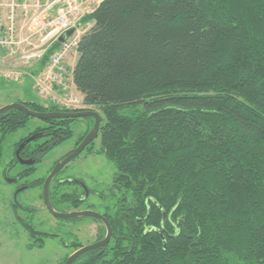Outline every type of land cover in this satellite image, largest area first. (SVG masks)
Masks as SVG:
<instances>
[{
    "label": "trees",
    "instance_id": "1",
    "mask_svg": "<svg viewBox=\"0 0 264 264\" xmlns=\"http://www.w3.org/2000/svg\"><path fill=\"white\" fill-rule=\"evenodd\" d=\"M79 24L91 27L79 37L72 80L83 104L103 115L99 152L115 172L114 204L102 214L110 241L72 264H264V0H102ZM60 45L47 47L33 73ZM17 103L40 113L93 111ZM85 118L76 147L93 127ZM30 119L0 114V142ZM76 119L41 120L20 152L33 161L21 164L20 178L72 137ZM54 191V210H78L87 199ZM13 208L29 249L56 237ZM82 218L102 223L61 220Z\"/></svg>",
    "mask_w": 264,
    "mask_h": 264
},
{
    "label": "rangeland",
    "instance_id": "2",
    "mask_svg": "<svg viewBox=\"0 0 264 264\" xmlns=\"http://www.w3.org/2000/svg\"><path fill=\"white\" fill-rule=\"evenodd\" d=\"M21 0H0V2ZM55 1L56 4L52 11L46 16L52 17L56 9L70 4L74 13L72 17L76 21L77 27L72 29V34L68 37H80L85 33L91 24L81 25L80 19L91 13L102 0H42V3ZM32 17V16H31ZM18 12L19 25L22 27L19 39L24 47L28 42L25 38L28 36L29 27L35 25L37 29L41 23V17L36 23L30 20H22ZM30 30H34L30 28ZM36 49L39 50L52 42L48 40L43 45L37 39L30 38ZM30 45V44H29ZM33 47V45H31ZM30 48V46H29ZM42 50V49H41ZM75 53V54H74ZM76 52L72 49L66 57L68 68L74 63ZM32 73L35 67H29ZM28 68V69H29ZM27 69V71H28ZM19 100H33L40 103H47L33 89L32 80L24 76L19 82H0V108ZM48 104V103H47ZM91 108L98 112L95 107ZM103 117L102 113H99ZM44 122L38 119H30L24 129L6 137L4 142H0V264H58L65 257L73 253L72 248L62 245H71L80 243L82 246L94 244L100 240L105 232L102 223L95 222L89 218H82L81 221H63L55 218L46 208L43 200V184L56 163L60 162L66 155L76 148L77 140L90 127V120L87 118H78L71 122L72 137L64 141L59 146L50 151L40 163H37L36 171L33 175L26 178V185L35 183L33 187L18 190L16 174L21 171L20 163L11 167L9 163L13 160V144L20 137L28 135L35 127L43 126ZM92 151L84 150L78 157L71 160L52 180L51 191L55 190V196L70 193H85L86 201L78 210H74L70 204L61 203L55 206V210L60 213H72L76 211L90 210L98 214H103L106 208H112L114 200L110 196L109 188L112 183V176L115 172L113 163L109 162L103 154L99 152L100 138L93 140ZM74 181L77 184H66L63 182ZM62 182V185L53 189L54 185ZM15 183V184H14ZM82 189V190H81ZM16 206L17 214L22 219L28 217L36 231L52 234L56 237H48L42 248H28L29 238L25 230L17 222L13 206Z\"/></svg>",
    "mask_w": 264,
    "mask_h": 264
},
{
    "label": "built area",
    "instance_id": "3",
    "mask_svg": "<svg viewBox=\"0 0 264 264\" xmlns=\"http://www.w3.org/2000/svg\"><path fill=\"white\" fill-rule=\"evenodd\" d=\"M55 4V1L43 4L42 0L0 2V82H19L26 75L32 80L33 89L48 104L66 111L83 109L82 96L76 90L71 68H68L65 62L70 50L76 51L78 37L66 38L37 73L29 71V67L36 68L51 43L59 40L65 32L77 27L72 17L74 9L69 3L57 8L52 17L46 16L53 10ZM18 12L23 17L22 20L31 18L33 23L41 17L37 29L35 28L37 23L28 28L30 32L24 41L28 44L24 47L19 39L22 27L19 25ZM30 28L34 30L31 31ZM30 38L37 39L41 45L48 40L52 42L41 48L42 50H37Z\"/></svg>",
    "mask_w": 264,
    "mask_h": 264
},
{
    "label": "water",
    "instance_id": "4",
    "mask_svg": "<svg viewBox=\"0 0 264 264\" xmlns=\"http://www.w3.org/2000/svg\"><path fill=\"white\" fill-rule=\"evenodd\" d=\"M72 30H69L67 32H65L59 39V41L62 43L64 42V40L70 36L72 34ZM19 110L24 112L27 116L32 117V118H36L38 120H47V119H60V118H85V117H91L94 120L93 123V127L92 129L88 132V134L84 137V139L79 143V145L72 151L70 152L68 155H66L60 162L56 163L55 166L53 167V169L51 170V172L49 173V175L47 176V178L44 181L43 184V200H44V204L47 208V210L57 219H72V218H80V217H91L94 218L96 220L101 221L104 226L106 227V235L105 237L98 241L95 242L92 245H88V246H83L82 248H80L79 250L73 252L65 261L64 264H72L76 258L78 256H80L81 254L93 250V249H97L100 247H103L105 245L108 244V242L110 241L111 238V228L108 224V221L106 220L105 217H103L101 214L95 213L93 211L90 210H84V211H76V212H72V213H60L57 212L53 209L50 200H49V186L50 183L52 181V179L60 172V170L66 166L71 160H73L74 158L78 157L84 150L85 148L90 145L91 142H93V140H95L98 136V132H99V127H100V116L97 112L94 111H84V112H72V113H66V112H48V113H40V112H33L29 109H27L25 106H23L20 103H12L6 106H3L0 108V114H2L5 111L8 110ZM36 136H32L30 138H28L25 143H28L30 141H32ZM25 143H22L17 152H16V157L19 159V162L21 164H32L33 161L32 160H27V161H23L20 159L19 157V151L21 150V148L23 147V145Z\"/></svg>",
    "mask_w": 264,
    "mask_h": 264
},
{
    "label": "flooded vegetation",
    "instance_id": "5",
    "mask_svg": "<svg viewBox=\"0 0 264 264\" xmlns=\"http://www.w3.org/2000/svg\"><path fill=\"white\" fill-rule=\"evenodd\" d=\"M15 103H17V102H15ZM39 127H42V126H39ZM36 128V127H35ZM32 130H34V129H32ZM32 130L29 132V133H31L32 132ZM28 133V134H29ZM36 134H40L41 135V132H39V133H36ZM32 136H36V135H32ZM32 136H28V135H26V136H24V137H20L19 139H18V141H16L14 144H13V146H14V151H13V160L14 159H16V161L19 163V159L16 157V152H17V150H18V148H19V146L22 144V143H25V141L28 139V137H32ZM37 140V139H36ZM5 141V140H4ZM18 143V145H17V147L15 148V145ZM41 143H39V145H40ZM25 148V144L23 145V147L21 148V150L19 151V157H20V152L23 150ZM33 157V156H32ZM33 159V158H32ZM23 160V159H22ZM34 161L36 160V159H33ZM23 161H25V160H23ZM17 163V164H18ZM40 163V162H39ZM10 164V163H9ZM16 164L15 163H13L12 165H10L11 167H14ZM20 166H22L21 165V163H20ZM53 169V168H52ZM22 170V169H21ZM51 172V171H50ZM20 173V171L16 174V177H15V179H16V182L15 183H17L18 184V187H17V189L18 190H25V187H26V179L25 178H20L19 176H18V174ZM57 176V175H56ZM55 176V177H56ZM54 177V178H55ZM53 178V179H54ZM52 179V180H53ZM45 181V180H44ZM52 182V181H51ZM14 183V184H15ZM19 218H22V217H20L19 216ZM17 220V219H16ZM18 222V221H17ZM19 223V222H18Z\"/></svg>",
    "mask_w": 264,
    "mask_h": 264
},
{
    "label": "crops",
    "instance_id": "6",
    "mask_svg": "<svg viewBox=\"0 0 264 264\" xmlns=\"http://www.w3.org/2000/svg\"><path fill=\"white\" fill-rule=\"evenodd\" d=\"M74 54H75V53H74ZM75 61H76V56H75V60H74L73 62L75 63ZM74 63L70 66L71 69L73 68Z\"/></svg>",
    "mask_w": 264,
    "mask_h": 264
}]
</instances>
